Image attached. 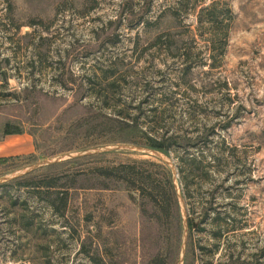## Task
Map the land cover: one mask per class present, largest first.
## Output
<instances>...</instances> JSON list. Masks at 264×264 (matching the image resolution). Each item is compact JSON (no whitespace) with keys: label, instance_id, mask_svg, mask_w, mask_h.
I'll list each match as a JSON object with an SVG mask.
<instances>
[{"label":"rangeland","instance_id":"374dc122","mask_svg":"<svg viewBox=\"0 0 264 264\" xmlns=\"http://www.w3.org/2000/svg\"><path fill=\"white\" fill-rule=\"evenodd\" d=\"M218 1L0 0V179L150 136L177 173L113 150L1 182L0 264H180L186 222L183 264H264V0Z\"/></svg>","mask_w":264,"mask_h":264},{"label":"trees","instance_id":"16d2710c","mask_svg":"<svg viewBox=\"0 0 264 264\" xmlns=\"http://www.w3.org/2000/svg\"><path fill=\"white\" fill-rule=\"evenodd\" d=\"M199 16H200V21L201 23H203L204 18L206 19V21L208 23H210L212 26H214L216 23H218V21L222 18V22L224 20H228V19H232L234 16L233 10L231 8V6L229 4H224L223 2H219L218 0H212L211 3L207 4L206 6H203L199 12ZM230 17V18H229ZM228 39H229V32L228 30L226 32L222 33H218V34H213L210 36V39L208 41V47L209 48H213V49H218L221 48L222 50L225 49L226 44L228 43ZM0 74L5 75L7 77V72L4 70L0 69ZM13 126L12 124L8 123L6 125V129H5V133L7 135L10 134H15V133H21L22 130L19 127H16L14 130L12 129ZM150 147L157 149L161 152L167 153L170 149V146L166 143V141L164 140H160L157 139L155 137H151L150 136ZM125 168L124 166L121 167H115V168H102L99 169L101 175L107 176V177H120L116 171ZM171 183V181H170ZM153 197V198H152ZM152 199H156L153 200L154 203H159V198L157 195L152 194L151 196ZM68 199H66V203L68 204ZM172 195L171 193H165L164 195V202L160 204H163V209L168 212L171 210V205H172ZM159 205V204H157ZM62 215L64 216L65 213H62ZM151 264H159L158 260H154Z\"/></svg>","mask_w":264,"mask_h":264},{"label":"water","instance_id":"95a60500","mask_svg":"<svg viewBox=\"0 0 264 264\" xmlns=\"http://www.w3.org/2000/svg\"><path fill=\"white\" fill-rule=\"evenodd\" d=\"M113 150H132V151H141V152H145L148 154H151L157 158H159L160 160L165 161L166 163H168L174 170V174L176 176V168L173 165L172 160L163 152L154 149L152 147H144V146H139V145H135V144H118V145H113V146H108V147H102V148H98V149H93V150H89V151H85V152H79V153H68L65 155H61L58 157H55L53 159H47L43 162L37 163L35 165L29 166L23 170H20L18 172H16L15 174H11L9 176H5L3 178L0 179V183L3 181H8L12 178L24 175L32 170H35L37 168H40L42 166L45 165H49V164H53V163H57V162H61L63 160L66 159H72V158H76V157H80L83 155H89V154H95V153H102V152H109V151H113ZM186 224V236H185V242H184V248H183V255L180 261V264H183L185 256H186V248H187V240H188V222L185 223Z\"/></svg>","mask_w":264,"mask_h":264}]
</instances>
